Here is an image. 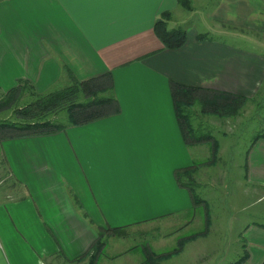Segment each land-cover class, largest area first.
I'll use <instances>...</instances> for the list:
<instances>
[{
	"label": "crops",
	"instance_id": "0c3cea01",
	"mask_svg": "<svg viewBox=\"0 0 264 264\" xmlns=\"http://www.w3.org/2000/svg\"><path fill=\"white\" fill-rule=\"evenodd\" d=\"M191 1L185 9L199 3L205 28H185L186 44L168 49L154 26L165 11L175 19L179 0H0V99L20 79L44 93L72 76L110 75L120 105L53 134L0 137V264H83L77 259L99 228L193 215L192 193L175 171L194 165L195 155L171 81L254 100L264 87V51L242 47L236 36L264 40V0ZM245 179L262 194L239 220L249 254L242 264H264V209L256 208L264 203V138L248 152ZM202 251L193 263L214 264L216 252ZM184 253L178 264H187Z\"/></svg>",
	"mask_w": 264,
	"mask_h": 264
},
{
	"label": "rangeland",
	"instance_id": "374dc122",
	"mask_svg": "<svg viewBox=\"0 0 264 264\" xmlns=\"http://www.w3.org/2000/svg\"><path fill=\"white\" fill-rule=\"evenodd\" d=\"M206 3L208 2L206 1ZM190 4L193 7L191 0ZM198 4L196 3L193 11L181 7L175 19L169 24L170 28L184 27L190 29L194 24L196 25V22L198 27H204L203 16H199L202 9L197 7ZM216 36L220 37L221 35L216 34ZM236 37L240 39L238 40V44L240 42L242 47H254L264 51L263 39H258L251 34L243 35L242 39L238 36ZM67 85L60 84L57 87ZM242 109L234 117L222 118L214 115L217 118V121L211 118V121L214 123L204 121L200 116V110H198L200 114L198 111L194 112V123L199 133L202 135L212 133L220 142V150L215 161L212 160L211 141L189 143L195 155V164L199 166L198 172L195 175L197 180L195 191L209 205L208 212L212 223L206 236L199 237L200 239L197 238L199 240L193 239L197 240L194 242H192L193 240L189 241L180 254L174 255L160 264H178L180 256L184 251H186L185 255L189 254L184 259V262H187V264H194L191 255H196V253L202 250V252H216V259L218 260L215 259L214 264H232L243 253L241 250L243 241L240 235L239 220L247 216L248 210H254L251 206L257 202L258 196L262 194L256 193L257 190L247 183L245 179V167L247 155L253 145L255 136L264 130V87L258 96L254 100H249ZM1 113L0 118L16 119L13 110ZM60 116H65V114L61 112L55 118L60 120ZM204 119L208 120V118ZM198 145L203 146L199 148ZM4 171L2 170V172ZM3 176L6 175L4 174ZM5 182L2 184V187H7L8 181ZM191 187L193 188L194 185H191ZM11 194L16 196L18 193L14 190ZM243 206H245V209L242 208ZM256 208L264 209V203L258 204ZM206 213V205L201 203L197 205V209L193 215L185 214L180 219L176 215L164 220H157L150 226L127 228L124 234L109 235L106 239L107 244L104 247L99 264H147L143 252L144 247L147 246L151 251L156 253L173 251L178 245L179 238L201 232L205 229ZM187 221H191L190 223L193 222V224L187 228L184 227L180 231V234L176 236L177 228ZM229 224L235 227L232 230H228ZM190 242L192 244L188 245ZM200 242L202 243L200 244ZM103 255L111 259H116V256H120L116 260H105L103 259L104 257L102 258ZM197 259L198 257L195 256V260ZM60 261L63 262V260ZM206 262H208V259ZM63 263L66 264L65 262ZM83 264H88V259ZM197 264H199V261H197Z\"/></svg>",
	"mask_w": 264,
	"mask_h": 264
},
{
	"label": "trees",
	"instance_id": "16d2710c",
	"mask_svg": "<svg viewBox=\"0 0 264 264\" xmlns=\"http://www.w3.org/2000/svg\"><path fill=\"white\" fill-rule=\"evenodd\" d=\"M180 4L192 9L190 0H179ZM172 12L165 11L155 22V32L168 49H178L187 42L188 33L184 27L170 28ZM205 34H199L204 38ZM72 82L64 87H55L48 92H38L35 86L26 79H20L18 84L9 89L0 99V112L13 110L16 119L0 118V137L25 136L29 134H53L64 130L69 125L88 123L120 111L118 98L115 94L110 75L99 78L79 80L74 76ZM171 91L174 106L182 133L186 142H212V160H217L220 150V142L212 133L201 134L194 123V107L199 105L203 115H216L219 117L237 116L248 101V97L231 91L214 90L201 86L184 84L171 81ZM23 101V102H22ZM63 112L65 116L56 115ZM1 113V114H2ZM264 138L263 132L257 134L253 140ZM199 166L180 168L175 171L176 179L180 186L188 188L193 196L194 205L204 203L206 205L205 229L193 235L182 237L178 240L177 247L166 253H156L147 246L143 248L147 264H160L174 255L180 254L185 245L202 236H206L211 227L209 205L195 191L197 184L196 173ZM191 185H194L192 188ZM127 226L104 227L98 229V237L90 249L77 260H87L88 264H99L101 255L109 235L116 236L126 233ZM245 248V247H244ZM233 264H242L248 259L246 252Z\"/></svg>",
	"mask_w": 264,
	"mask_h": 264
}]
</instances>
